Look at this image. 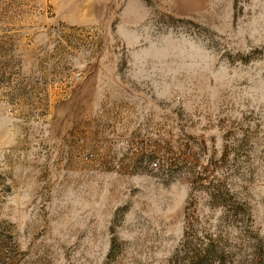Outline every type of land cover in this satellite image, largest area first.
Segmentation results:
<instances>
[{
    "label": "rangeland",
    "instance_id": "rangeland-1",
    "mask_svg": "<svg viewBox=\"0 0 264 264\" xmlns=\"http://www.w3.org/2000/svg\"><path fill=\"white\" fill-rule=\"evenodd\" d=\"M0 264H264V0H0Z\"/></svg>",
    "mask_w": 264,
    "mask_h": 264
},
{
    "label": "built area",
    "instance_id": "built-area-1",
    "mask_svg": "<svg viewBox=\"0 0 264 264\" xmlns=\"http://www.w3.org/2000/svg\"><path fill=\"white\" fill-rule=\"evenodd\" d=\"M159 165L157 161H151L148 164V168L152 173H155L158 169Z\"/></svg>",
    "mask_w": 264,
    "mask_h": 264
}]
</instances>
